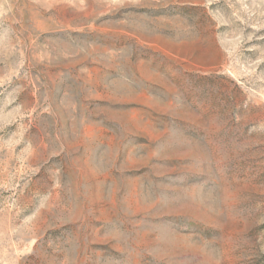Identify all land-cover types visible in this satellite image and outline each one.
<instances>
[{
	"label": "rangeland",
	"instance_id": "1",
	"mask_svg": "<svg viewBox=\"0 0 264 264\" xmlns=\"http://www.w3.org/2000/svg\"><path fill=\"white\" fill-rule=\"evenodd\" d=\"M0 264H264V0H0Z\"/></svg>",
	"mask_w": 264,
	"mask_h": 264
}]
</instances>
